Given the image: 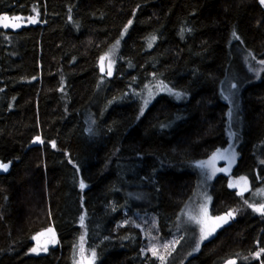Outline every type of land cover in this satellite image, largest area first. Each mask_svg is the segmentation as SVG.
I'll list each match as a JSON object with an SVG mask.
<instances>
[{
	"label": "trees",
	"instance_id": "1",
	"mask_svg": "<svg viewBox=\"0 0 264 264\" xmlns=\"http://www.w3.org/2000/svg\"><path fill=\"white\" fill-rule=\"evenodd\" d=\"M5 17L26 21L0 26V162L11 163L0 176V264H73L80 239L93 264H159L141 254L142 233L129 221L149 214L162 236L175 232L196 184L192 164L227 145L218 83L234 45L264 53V7L257 0H0ZM118 38L113 73L104 78L99 59ZM151 78L187 99L157 96L138 116L129 92ZM240 102L231 175L264 186V79L244 87ZM226 179L212 183L210 211L232 219L178 264H264V216L243 209ZM47 228L57 246L30 254L32 237Z\"/></svg>",
	"mask_w": 264,
	"mask_h": 264
},
{
	"label": "rangeland",
	"instance_id": "2",
	"mask_svg": "<svg viewBox=\"0 0 264 264\" xmlns=\"http://www.w3.org/2000/svg\"><path fill=\"white\" fill-rule=\"evenodd\" d=\"M33 18L36 22L37 18L35 16L29 17L27 21L29 23H35L32 22ZM24 21L22 19L13 21L12 18H8L7 20L2 19L0 21V26L4 27V24H8L9 26L6 28H11ZM231 38H233V41L238 42L233 36V33ZM117 41L120 42V39L118 38L109 50L101 56L107 57V59L103 61V71H101V57L99 59V70L101 74L104 75V78L111 77L113 73L115 56L119 48ZM231 61L232 64H229L230 67H228L223 78H221L218 83L220 98L228 105L226 113L227 145L226 147L214 150L208 158L196 161L192 164V169L197 176L196 184L191 196L181 209L175 232L168 237L162 236L157 229L156 219L149 214H136V218L129 221L136 225L142 233L143 243L141 254L156 258L159 264H178L182 262L185 258L196 252L198 249L197 246H200L202 242L209 239L221 227L230 222L233 215L227 217V213L225 215L213 216L210 211L212 203L210 190L212 183L218 175H223L221 168L225 165L227 187L230 190L236 191L240 198L242 208L249 209L256 215L264 216L261 212L254 210L264 206V186L260 185L252 188L249 183H245L247 180L245 177H233L231 175L233 167L236 166L240 156L238 146L241 142L240 134L242 128L240 110L241 91L244 87L264 79V63H261V61H264V53L252 55L244 49L242 43L238 42L235 43L232 50ZM109 65L111 75H108ZM129 93L139 102L140 107L138 116L144 114L148 105L157 96H169L177 102L184 101L188 97L186 93L175 91L155 78H151L147 81L140 90H132ZM177 93L179 95H176ZM145 101H147V104H145ZM216 217H227V222L217 221L215 219ZM217 225L219 226L217 227ZM202 228L205 233L211 232V234L207 235V238L203 240L201 239ZM47 229L34 235L33 237H37L36 239L32 237L33 246L30 250V254H44L49 248L57 246V237L53 228H51V233L47 232ZM212 229L215 230L212 231ZM41 233H43V235H40ZM44 240H48V242L45 246H42L41 243ZM34 248L37 249V251H32ZM153 248L156 249V255H153ZM160 257H163V260H161ZM73 264H93V254L85 251L81 239L80 245L76 249L74 255Z\"/></svg>",
	"mask_w": 264,
	"mask_h": 264
},
{
	"label": "snow or ice",
	"instance_id": "3",
	"mask_svg": "<svg viewBox=\"0 0 264 264\" xmlns=\"http://www.w3.org/2000/svg\"><path fill=\"white\" fill-rule=\"evenodd\" d=\"M260 3L262 4V5H264V0H260ZM3 19H5V20H7L8 18L7 17H5V18H3ZM13 19V21H18V20H20V17H14V18H12ZM32 22H35V20H34V18H33V21ZM129 24H131V21H129ZM9 25L8 24H4V27H8ZM14 26H18V25H14ZM125 31H127V29H125ZM233 36L236 38V39H239V37L236 35V33L235 32H233ZM152 40L154 41L155 40V37H152ZM117 44H119V41H117ZM149 47H151V41L149 42ZM105 59H107V57L105 56V57H101V71H103L104 69H103V61L105 60ZM261 63H264V61H261ZM108 75H111V70H110V65H109V72H108ZM176 95H179L178 93L176 94ZM145 104H147V101H145ZM54 146V145H53ZM8 167H9V165L8 164H6V163H0V170H4V171H7V169H8ZM243 179V178H242ZM245 183H247L246 181H245ZM231 186V185H230ZM84 187V184L83 183H81V188H83ZM255 211H259V212H261V214H264V206H261L260 208H256V209H254ZM205 214H206V210H205ZM233 215V213L232 212H229L228 214H227V217H231ZM227 217H216L215 219L217 220V221H221V222H224V223H226L227 222ZM82 222H83V218H82ZM219 225H217V227H218ZM215 229H212V231H214ZM47 232H49V233H51L52 232V229L51 228H49V229H47ZM201 232H202V236H201V239L203 240V239H206L207 238V235H210L211 234V232H208V233H205L204 232V229L202 228L201 229ZM40 235H43V233H41ZM53 237H54V233H53ZM34 239H36L37 237H33ZM197 247H199V246H197ZM32 251H37V249H33ZM152 251H153V255H156L157 253H156V249L155 248H153L152 249ZM262 251H264V250H262ZM260 255V253H257V256H259ZM160 259L161 260H163V257H160ZM229 264H234V262H229Z\"/></svg>",
	"mask_w": 264,
	"mask_h": 264
},
{
	"label": "water",
	"instance_id": "4",
	"mask_svg": "<svg viewBox=\"0 0 264 264\" xmlns=\"http://www.w3.org/2000/svg\"><path fill=\"white\" fill-rule=\"evenodd\" d=\"M257 2H258L260 5H262V4L260 3V0H257ZM262 6L264 7V5H262ZM0 163H2V162H0ZM6 164H8L9 167H8L7 171L0 170V176L6 175L7 173H9V171H10V167H11V163H10V162H7ZM225 170H226V165L223 166V167L221 168V171L223 172V176L226 177L227 174L225 173ZM47 242H48V240H44V241H42L41 245H42V246H45V245L47 244ZM230 261H231V262H234V264H237V260H236L235 258H229V259L225 260L222 264H229Z\"/></svg>",
	"mask_w": 264,
	"mask_h": 264
}]
</instances>
